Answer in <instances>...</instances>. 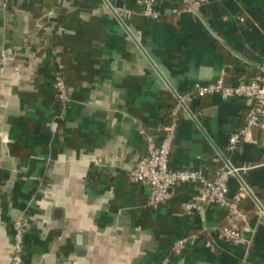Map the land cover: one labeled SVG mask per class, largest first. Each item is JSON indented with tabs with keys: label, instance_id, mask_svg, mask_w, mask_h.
Returning a JSON list of instances; mask_svg holds the SVG:
<instances>
[{
	"label": "crops",
	"instance_id": "0c3cea01",
	"mask_svg": "<svg viewBox=\"0 0 264 264\" xmlns=\"http://www.w3.org/2000/svg\"><path fill=\"white\" fill-rule=\"evenodd\" d=\"M157 8L153 19L138 0L0 7V264H10L18 217L22 264H264L260 133L249 129L223 150L245 124L244 101L193 94L218 77L264 80V0H158ZM177 96L185 106L169 167L208 177L218 160L250 167L228 181V197L246 186L243 218L206 205L196 182L150 206L149 187L130 179L145 153L139 129L161 136ZM226 221L240 242L221 237ZM181 237L185 248L173 254Z\"/></svg>",
	"mask_w": 264,
	"mask_h": 264
},
{
	"label": "built area",
	"instance_id": "2783aa9c",
	"mask_svg": "<svg viewBox=\"0 0 264 264\" xmlns=\"http://www.w3.org/2000/svg\"><path fill=\"white\" fill-rule=\"evenodd\" d=\"M186 1V0H182ZM9 0H0V7L5 9ZM158 0H138L141 13L147 17L157 18L159 10ZM191 7L188 6L190 10ZM57 98L59 101H67L66 85L62 76L57 73L55 77ZM194 92L200 96L219 95L222 99L236 98L244 101L247 113L244 126L233 131L227 142V150H233L241 140L242 136L249 129H257L261 136L262 163L264 164V80L260 77L251 80L237 79L235 83L228 84L222 77H218L208 83H196ZM185 106V99L177 96L172 109L170 110V122L163 127V133L153 134L140 128L145 144V153L140 156L130 168L129 176L133 182L142 183L149 187L148 204L157 206L163 202L171 187L188 182L199 184V190L206 205L218 204L225 206L229 210V217L241 219L244 215L237 209L240 197L247 192L245 184L240 181L237 192L228 197V181L231 176L237 175L240 171L247 170L248 166H234L225 161L222 168L217 172L213 181L206 179L205 175L198 169L182 168L172 169L169 167V154L175 137L176 122L179 112ZM162 127L157 128V132ZM26 230L25 221L18 217L13 221L12 234V255L10 264H22L23 260V235ZM220 234L224 240L240 242L241 234L239 230L230 225L228 221L220 227ZM185 237L177 239L171 252L179 254L185 248ZM158 264H167V258L159 261Z\"/></svg>",
	"mask_w": 264,
	"mask_h": 264
},
{
	"label": "trees",
	"instance_id": "16d2710c",
	"mask_svg": "<svg viewBox=\"0 0 264 264\" xmlns=\"http://www.w3.org/2000/svg\"><path fill=\"white\" fill-rule=\"evenodd\" d=\"M247 77H239V78H237V79H245V80H251L252 78H255V77H257L258 76V74L257 73H253V74H248V75H246ZM193 94L194 95H196V97H198V98H201L200 96H198L195 92H193ZM170 114H169V117H168V120H167V123H165L164 125L166 126L167 124H169V121H170ZM244 126V125H243ZM227 149V146H225L224 148H223V150L224 149ZM219 162H220V164L217 166V168L214 170V172H213V175L211 176V177H208V176H205L206 177V179L207 180H209V181H213L214 179H215V177H216V175H217V172L222 168V166H223V163H222V160H218Z\"/></svg>",
	"mask_w": 264,
	"mask_h": 264
},
{
	"label": "rangeland",
	"instance_id": "374dc122",
	"mask_svg": "<svg viewBox=\"0 0 264 264\" xmlns=\"http://www.w3.org/2000/svg\"><path fill=\"white\" fill-rule=\"evenodd\" d=\"M66 93H67V91H66ZM67 96H68V94H67ZM56 97H57V93H56ZM68 100H69V97H68ZM233 195H234V194H233ZM233 195H232V196H233ZM232 196H231V197H232Z\"/></svg>",
	"mask_w": 264,
	"mask_h": 264
}]
</instances>
